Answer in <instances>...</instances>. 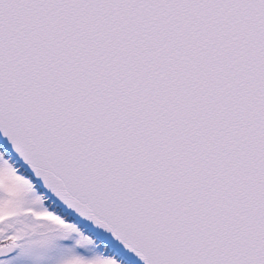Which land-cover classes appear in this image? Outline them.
<instances>
[{
	"label": "snow or ice",
	"instance_id": "obj_1",
	"mask_svg": "<svg viewBox=\"0 0 264 264\" xmlns=\"http://www.w3.org/2000/svg\"><path fill=\"white\" fill-rule=\"evenodd\" d=\"M0 264H264V0H0Z\"/></svg>",
	"mask_w": 264,
	"mask_h": 264
}]
</instances>
